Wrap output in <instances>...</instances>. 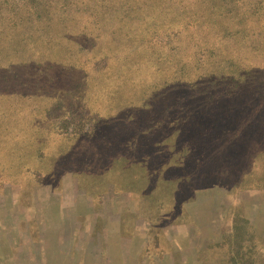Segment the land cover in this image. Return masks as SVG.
<instances>
[{"label": "rangeland", "instance_id": "1", "mask_svg": "<svg viewBox=\"0 0 264 264\" xmlns=\"http://www.w3.org/2000/svg\"><path fill=\"white\" fill-rule=\"evenodd\" d=\"M165 2L162 16L161 7L138 1L128 16L108 17L94 15L101 8L93 0H73L68 9L52 0L45 15L55 8L60 15L39 22L48 24L46 31L0 35V264H264L263 190L218 174L224 160L212 162L204 148L197 151L201 165H188L190 197L173 218L144 211L134 193L117 189L125 177L86 171L99 161L110 166L117 135L153 146L146 123L129 130L110 121L84 134L93 117L126 108L111 109L114 99H168L172 118L164 117L155 136L175 128L184 134L192 120H176L192 107L206 112L208 97L224 93L228 78L233 89L243 69L264 65L242 46L246 37L238 27V33L216 34L192 16V0ZM91 3L92 10L73 11L74 4ZM147 20L156 22L152 30ZM21 36L30 37L16 44ZM43 39L50 42L40 44ZM233 53L236 67L224 62ZM156 58L163 63H153ZM221 65L224 85L192 98V84L207 81ZM250 93L243 88L236 99L244 102ZM179 99L186 103L183 114ZM163 110L155 109L153 118ZM64 115L55 132L53 122ZM220 168L233 174L229 163Z\"/></svg>", "mask_w": 264, "mask_h": 264}, {"label": "trees", "instance_id": "2", "mask_svg": "<svg viewBox=\"0 0 264 264\" xmlns=\"http://www.w3.org/2000/svg\"><path fill=\"white\" fill-rule=\"evenodd\" d=\"M48 1L52 0H0V35L4 32H13L16 35L23 31L27 33H33L32 30L46 31L48 24L40 25L39 22L52 20L53 17L59 19L60 15L57 8L45 15L44 7ZM61 1L68 9L70 7L68 4H71L73 0ZM93 1L97 3L98 8H101V12L94 13V15L105 14L108 17L128 16L130 11L134 10L135 2L138 1L151 9L161 7L162 10L158 13L162 16L163 13L166 14L169 3L165 2L166 0ZM94 3L86 6L74 4L73 11L75 13L80 10L85 11L86 8L92 10L95 8ZM136 9H140L139 5L135 7ZM194 15L205 22L204 29L214 31L216 34L228 35L232 29L238 27L243 32L242 36L246 37L247 44L242 46L249 51L256 52L264 59V0H192V16ZM96 18L99 19V17ZM160 22L165 25L168 23L161 17ZM31 23H37L36 27ZM155 23L147 20L146 26L152 30ZM160 29H162L161 25L156 27V31ZM169 30L165 28V31ZM234 31L238 33L237 30L234 29ZM28 37L30 36H21L19 40H15V43L24 44ZM49 42L43 39L40 44ZM1 48H3L2 44H0ZM233 55L234 53L227 56L224 62L231 67H236V58ZM152 61L156 65L163 63L157 58ZM216 71L217 73L211 76L209 81L192 84V98L197 95L195 92L198 90L208 94L211 88L224 85L221 82V77L225 72L224 65L218 66ZM242 76L243 80L233 89L230 88V78H228V89L224 93L219 92L217 97L209 96V103L205 105L206 112L199 109L194 110L195 108L192 107V114H185L176 120L180 124H183L185 120H192V128H186L184 134L179 133V129L175 128L170 132L164 131L160 138L155 136L159 133L158 127L164 125V117H168V99H163L160 104L154 103L151 99L145 100L140 96L137 97L136 94L123 99H114L111 109L117 105H123L126 108L116 110L112 114L107 113L105 116L93 117V120H90L93 125L89 131L85 130L84 134H93L97 125L110 124V121L111 123L122 122L123 125L126 124V127H122L129 130L146 123L149 136H152L153 146L145 147L146 145L141 144L142 139L132 142L128 139L120 140L117 135L118 138H114V149L117 156L109 160L110 166L107 164L108 160L99 161L98 168L86 171L97 172L103 177L110 174L120 178L125 177L124 182L117 186V189L123 187L122 190L134 193L136 200L144 204V211H154L160 215V219L173 218L175 213L178 215L182 202L190 197L189 184L186 180L188 175L193 173L191 172L193 168L191 170L189 166H192L193 161L196 167L201 165L202 160L199 159L197 153L201 148L206 150L205 157L212 162L222 158L223 165L225 163L232 165L233 174H230L231 170L220 168L223 166L220 164L219 168H216L218 174L226 179H233L236 176V183L240 187H257L264 192V65L247 66L243 69ZM247 78H255L256 81L247 82ZM243 88L251 92L244 102H242L243 99H236L240 97ZM185 97L187 96L182 99ZM178 102L181 104L178 105V112L185 113L182 104L186 103H181L180 99ZM161 107L164 109L162 113L159 117L153 118V115H156L154 110ZM66 117L69 115L61 116L53 122L55 132L59 127L58 123ZM77 119L76 121L80 120V118ZM155 129L157 131H154Z\"/></svg>", "mask_w": 264, "mask_h": 264}]
</instances>
